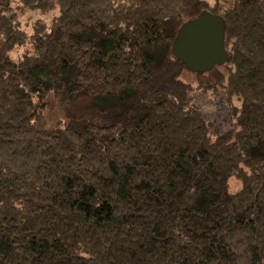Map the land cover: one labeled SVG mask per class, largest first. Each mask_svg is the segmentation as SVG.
<instances>
[{"label": "trees", "instance_id": "16d2710c", "mask_svg": "<svg viewBox=\"0 0 264 264\" xmlns=\"http://www.w3.org/2000/svg\"><path fill=\"white\" fill-rule=\"evenodd\" d=\"M21 3L0 0V264H264V0ZM204 13L227 58L194 72L172 47Z\"/></svg>", "mask_w": 264, "mask_h": 264}, {"label": "water", "instance_id": "95a60500", "mask_svg": "<svg viewBox=\"0 0 264 264\" xmlns=\"http://www.w3.org/2000/svg\"><path fill=\"white\" fill-rule=\"evenodd\" d=\"M172 48L176 58L191 71L203 72L215 65H222L227 58L222 19L204 13L184 24Z\"/></svg>", "mask_w": 264, "mask_h": 264}, {"label": "rangeland", "instance_id": "374dc122", "mask_svg": "<svg viewBox=\"0 0 264 264\" xmlns=\"http://www.w3.org/2000/svg\"><path fill=\"white\" fill-rule=\"evenodd\" d=\"M15 55L16 53L10 54L12 58H14ZM181 79L185 83H188L194 87L195 79H194V75L190 71L185 70L181 75ZM191 97H192V102L199 107L202 117L206 121L208 122L214 120L223 121L224 118H226L227 115L225 113L226 112L225 105H223L222 102L219 100L220 96H214L210 92H199L193 89ZM50 106L52 105L50 104ZM225 124L229 125V122H225ZM214 128L216 129L215 126ZM234 183L235 182L233 180L230 182L231 191H237L239 188V185Z\"/></svg>", "mask_w": 264, "mask_h": 264}, {"label": "clouds", "instance_id": "9594fccd", "mask_svg": "<svg viewBox=\"0 0 264 264\" xmlns=\"http://www.w3.org/2000/svg\"><path fill=\"white\" fill-rule=\"evenodd\" d=\"M17 7H23L21 0H11V8L13 10H15ZM17 15H18V22L21 25L20 31L26 32L29 35H31L32 23H34L35 19H43V20H45V22H47V19L44 17H41L39 15V13H33L31 11H28L27 9H25L24 15H22V16H20L19 14H17ZM53 15H54V13H53ZM29 17H33L34 19L29 21V19H28ZM26 22L29 25L27 28L24 27V24Z\"/></svg>", "mask_w": 264, "mask_h": 264}]
</instances>
